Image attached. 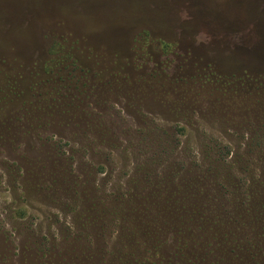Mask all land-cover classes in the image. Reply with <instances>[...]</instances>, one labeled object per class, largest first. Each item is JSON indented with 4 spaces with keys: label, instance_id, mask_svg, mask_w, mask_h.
<instances>
[{
    "label": "rangeland",
    "instance_id": "374dc122",
    "mask_svg": "<svg viewBox=\"0 0 264 264\" xmlns=\"http://www.w3.org/2000/svg\"><path fill=\"white\" fill-rule=\"evenodd\" d=\"M0 264H264V0H0Z\"/></svg>",
    "mask_w": 264,
    "mask_h": 264
}]
</instances>
